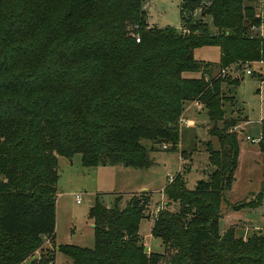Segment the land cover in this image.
<instances>
[{
    "label": "trees",
    "instance_id": "trees-1",
    "mask_svg": "<svg viewBox=\"0 0 264 264\" xmlns=\"http://www.w3.org/2000/svg\"><path fill=\"white\" fill-rule=\"evenodd\" d=\"M144 1L0 0V264H52L53 253L28 259L54 241L59 158L147 169L160 145L177 149V123L191 101L205 108L218 142L205 149L214 171L193 190L180 173L163 189L166 207L178 204L153 222L163 252L146 253L138 235L145 192L123 210L96 200L88 212L93 248L57 250L72 264H264L263 237L219 230L240 151L222 86H238L244 71L264 63V37L252 30L262 25V0H180V31L150 27ZM201 47L219 48V62L195 60ZM259 127L264 154V120ZM256 197L250 208L262 204L264 186Z\"/></svg>",
    "mask_w": 264,
    "mask_h": 264
},
{
    "label": "rangeland",
    "instance_id": "rangeland-1",
    "mask_svg": "<svg viewBox=\"0 0 264 264\" xmlns=\"http://www.w3.org/2000/svg\"><path fill=\"white\" fill-rule=\"evenodd\" d=\"M143 9L150 27L181 30L180 0H145ZM260 16L264 37V0L260 5ZM206 22L213 33L214 28L210 24V19L206 18ZM254 32L260 35L259 28L256 27ZM193 56L199 62L218 63L220 50L217 47H201L193 51ZM249 70L252 75L247 76L244 71L238 86L229 84L222 86V91L231 97L230 101L224 103V118L226 121L234 122V127L229 133H237L240 151L235 181L231 190L224 194V201L220 205L219 230L222 233L233 228L235 236L243 240H247L253 234L264 238V198L260 206L250 208L251 205L258 204L259 199L256 196L264 186V154L258 147L259 126L264 120V63L254 64ZM217 73V69H212L208 76L214 77ZM191 75L192 73H187L185 77L201 76L200 73ZM191 103L197 106L194 110L195 115L187 114L186 117L187 105ZM181 117L187 118L193 124L184 125L178 121L180 140L177 149H163L165 145H160L158 150L149 153L152 163L149 168H128L127 176L123 178H110L109 182L102 183L101 175L92 172L98 167H82L79 155L71 159L72 163H68L70 160L65 158H59L54 241L49 243L44 240L28 262L38 263L45 255L53 253L52 264H72L71 259L58 252L57 248L58 246L93 248L95 237L88 212L96 200L106 208L117 205L123 210L133 196L144 192L149 194L150 202L139 222L138 235L141 244L148 248V254L162 253L161 241L152 236L151 229L159 210L174 213L178 209L177 203H170L169 207H166L167 199L162 191L170 182L168 177H175L180 173L186 181L187 189L193 190L198 181L205 180L207 175L214 171V167L208 163L206 143L211 141L213 148H218L217 140L209 136L212 124L209 123L202 104L196 101L186 102ZM244 118L246 121H243ZM218 127L222 128V123H219ZM143 144L149 147L148 142ZM141 186L145 189H140ZM96 191L99 193H95ZM76 195H80V203L76 202Z\"/></svg>",
    "mask_w": 264,
    "mask_h": 264
},
{
    "label": "crops",
    "instance_id": "crops-1",
    "mask_svg": "<svg viewBox=\"0 0 264 264\" xmlns=\"http://www.w3.org/2000/svg\"><path fill=\"white\" fill-rule=\"evenodd\" d=\"M262 30H263V25H261V27H259V32H260V35L262 36ZM254 31V30H253ZM256 64V63H255ZM258 64H263V63H258ZM233 74V73H232ZM231 74V75H232ZM196 73H192L191 76H195ZM247 75V74H246ZM252 75V73L250 74ZM236 75H234L235 77ZM249 76V75H247ZM197 78V76H196ZM197 106H195L193 103L191 104H188L187 105V113L185 114V116L187 117V114H190V115H195V108ZM187 120V118L185 119ZM188 121V120H187ZM193 124L192 122L189 121V124L188 125H191ZM242 131H244V128L242 129ZM81 161V160H80ZM68 163H72L73 160H70V161H67ZM58 163H59V160H58ZM127 169L126 167H123L121 165H116V166H112V167H106V166H103V167H98V168H95L93 169L92 172H95L94 174H100L101 175V178H102V183L105 181L109 182L110 181V178H115V179H118V178H123L125 176H127ZM94 170H97V171H94ZM88 172V171H86ZM81 173H84V172H81ZM113 181V180H112ZM111 181V182H112ZM140 189H145L144 187L141 186ZM100 191V190H99ZM101 192V191H100ZM95 193H99V192H95Z\"/></svg>",
    "mask_w": 264,
    "mask_h": 264
},
{
    "label": "built area",
    "instance_id": "built-area-1",
    "mask_svg": "<svg viewBox=\"0 0 264 264\" xmlns=\"http://www.w3.org/2000/svg\"><path fill=\"white\" fill-rule=\"evenodd\" d=\"M252 30H255V28H252ZM136 41L139 42L138 39ZM245 72H246L247 75H250L251 74V71L250 70H246ZM179 121H180L181 124H184V125H188L189 124V121L185 120L182 117L179 119ZM247 139H249V138L247 137ZM163 149H167V146L166 145L163 146ZM168 179H169L170 182L172 181V177L169 176ZM76 199H77L76 200L77 203H80L81 202L80 201V195H76Z\"/></svg>",
    "mask_w": 264,
    "mask_h": 264
},
{
    "label": "water",
    "instance_id": "water-1",
    "mask_svg": "<svg viewBox=\"0 0 264 264\" xmlns=\"http://www.w3.org/2000/svg\"><path fill=\"white\" fill-rule=\"evenodd\" d=\"M145 252H146V253L149 252V251H148V248H146V247H145Z\"/></svg>",
    "mask_w": 264,
    "mask_h": 264
}]
</instances>
